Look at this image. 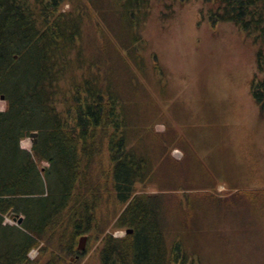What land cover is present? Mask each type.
<instances>
[{
	"label": "trees",
	"instance_id": "16d2710c",
	"mask_svg": "<svg viewBox=\"0 0 264 264\" xmlns=\"http://www.w3.org/2000/svg\"><path fill=\"white\" fill-rule=\"evenodd\" d=\"M153 2L0 0V264H67L81 236L112 226L132 232L106 234L100 264H205L188 235L199 226L196 209L205 210L197 200L206 194L197 192L218 181L210 171L204 186L180 183L182 161L171 155L178 134L154 130L163 114L142 81H153L143 54ZM204 2L213 25L232 23L259 44L261 77L252 95L264 109V0ZM153 69L163 74L158 64ZM32 133L37 143L29 151L21 142ZM42 162L48 166L40 170ZM163 178L166 190L197 194H185L186 208L174 196V223L175 193L136 189ZM237 196L252 205L264 200V190ZM10 211L23 217L21 225L6 222Z\"/></svg>",
	"mask_w": 264,
	"mask_h": 264
},
{
	"label": "rangeland",
	"instance_id": "374dc122",
	"mask_svg": "<svg viewBox=\"0 0 264 264\" xmlns=\"http://www.w3.org/2000/svg\"><path fill=\"white\" fill-rule=\"evenodd\" d=\"M208 10L204 0H189L184 5L175 2L173 6L154 0L143 30V54L153 81H142L163 114L155 132L175 130L178 134L179 145L171 148V155L176 162L182 161L180 183L204 186L210 171L217 177L216 188L197 192L206 194L197 201L209 214L196 209L194 221L199 226L190 232L188 242L199 248L205 264H264V200L249 205L245 197L237 196L239 191L264 190V109L252 95V83L260 76L259 44L232 23L213 25ZM91 31L94 36L95 29ZM155 63L163 74L154 71ZM5 108L0 100V110ZM34 141L26 138L21 146L31 151ZM47 166L39 164L40 170ZM136 189L137 193H175L169 195L172 223L177 222L174 196L186 208L185 194L197 195L194 190H166L171 188L164 178L148 187L137 184ZM184 219L188 223L191 218ZM6 222L17 225L13 217H6ZM217 231L223 235V243L216 238ZM106 234L123 237L126 231L112 226L104 235H84L82 249L81 236L76 252L66 257L67 264H100ZM40 248L29 254L32 261L39 258Z\"/></svg>",
	"mask_w": 264,
	"mask_h": 264
},
{
	"label": "water",
	"instance_id": "95a60500",
	"mask_svg": "<svg viewBox=\"0 0 264 264\" xmlns=\"http://www.w3.org/2000/svg\"><path fill=\"white\" fill-rule=\"evenodd\" d=\"M1 100L3 101L4 98L2 97ZM30 137L35 138L34 143H37V139H36L37 138V134L36 133H32ZM6 217L7 218L13 217L15 219V221H17V225H21L23 223V218L20 217L18 214L13 213L12 211H10ZM131 232H132V230H128V231H126V234L127 233H131ZM85 240H86V237L85 236H83L80 239V247H79L80 249L83 248V244H84V241Z\"/></svg>",
	"mask_w": 264,
	"mask_h": 264
}]
</instances>
